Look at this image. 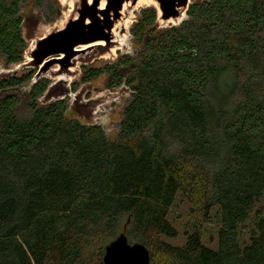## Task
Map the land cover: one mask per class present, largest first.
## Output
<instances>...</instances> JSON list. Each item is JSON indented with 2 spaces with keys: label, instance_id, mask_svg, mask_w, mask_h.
I'll return each instance as SVG.
<instances>
[{
  "label": "trees",
  "instance_id": "1",
  "mask_svg": "<svg viewBox=\"0 0 264 264\" xmlns=\"http://www.w3.org/2000/svg\"><path fill=\"white\" fill-rule=\"evenodd\" d=\"M27 3L49 22L59 11L0 0L5 67L24 60ZM186 16L160 27L142 8L134 54L81 66V83L131 90L114 139L70 117L68 97L41 102L50 82L33 69L0 74V264H102L121 233L149 264H264V0H197ZM178 196L207 218L215 207L216 248L198 231L165 240Z\"/></svg>",
  "mask_w": 264,
  "mask_h": 264
},
{
  "label": "rangeland",
  "instance_id": "2",
  "mask_svg": "<svg viewBox=\"0 0 264 264\" xmlns=\"http://www.w3.org/2000/svg\"><path fill=\"white\" fill-rule=\"evenodd\" d=\"M54 1H57L58 6L55 7L59 8L60 12L58 11V14L56 13L55 15L56 18L54 17L55 19L53 18L50 22L46 21L41 11L38 8L36 9L31 3L24 5L22 16L24 22L23 34L27 42L26 52L29 51L36 39L44 36L53 29L61 28L69 16L76 15L74 10V3L76 0ZM190 1L193 2L197 0ZM136 5L133 7L124 5L122 21H120L113 30L117 43L110 51L98 50L95 46L89 45L76 46L75 49L79 50L78 54L75 56L77 65L70 67L68 75L62 74L56 77L50 75V72H54L59 68L58 64L51 66L45 75V78L50 82V89L43 99L60 97L62 94L66 95L69 92L66 95L69 98L68 115L86 123L101 125L110 139H114L117 135L118 123L122 118L121 112L124 105L123 103L128 98V94H126L124 90L119 89L116 93V98H108L107 94H112L114 92L111 89L106 88V75H102L97 79L94 78V80L89 83H81V66L84 64H90L95 67H101L107 63H113L122 54L132 55L136 52L137 47L129 33V29L132 23L138 18L139 11L147 6L152 7L153 3L152 0H143L138 6ZM42 11L45 13L43 9ZM158 23L160 24V27L165 26L161 20ZM112 49H115V51L112 52ZM26 52L24 53V60H26ZM16 69L17 65L5 67L3 63L0 64L2 74ZM26 69H33L36 71L34 68ZM16 71L19 72L20 69H17ZM75 83L77 89L76 91H73L71 89L72 85ZM26 89V87H21L18 90H10L3 94H20L21 92L26 91ZM19 97L21 101L20 111L24 113L28 102L27 97ZM95 104L97 105L96 109ZM168 219L171 225H173L178 231L176 237H166L165 240L170 244L181 246L186 240V234H192L193 232L198 231L203 244L210 247V249L216 248L218 222L216 220L215 207L207 218L200 213H196V211H191L190 205L186 200L183 197L178 196L175 204L171 207Z\"/></svg>",
  "mask_w": 264,
  "mask_h": 264
},
{
  "label": "water",
  "instance_id": "3",
  "mask_svg": "<svg viewBox=\"0 0 264 264\" xmlns=\"http://www.w3.org/2000/svg\"><path fill=\"white\" fill-rule=\"evenodd\" d=\"M138 1L76 0L74 3L76 15L69 16L61 28L53 29L36 39L29 51L25 50L26 60L15 64L17 69L20 71L25 67L36 69L32 82L45 78L48 70L55 64H58L59 68L50 72L51 76L68 75L70 67L77 65L75 56L79 50L75 49L76 46H95L96 49L103 51H110L112 47L116 46L113 30L122 21L124 5L133 7ZM152 3L157 10L158 22L161 20L165 24L164 27H169L178 25L186 19L191 1L152 0ZM158 25L160 26L159 23ZM16 70L5 74H2L0 70V74L10 76L17 72ZM49 89L50 85L40 98L41 102L64 98L69 93L62 94L60 97L43 99ZM119 89L124 90L129 97L131 90L124 85L111 89L114 93H108L107 97L116 98ZM96 106L95 104V109ZM149 261L150 257L146 247L141 243L130 244L127 237L121 233L106 245L102 264H149Z\"/></svg>",
  "mask_w": 264,
  "mask_h": 264
},
{
  "label": "bare ground",
  "instance_id": "4",
  "mask_svg": "<svg viewBox=\"0 0 264 264\" xmlns=\"http://www.w3.org/2000/svg\"><path fill=\"white\" fill-rule=\"evenodd\" d=\"M142 1H143V0H139L136 6H138V5L140 4V2H142ZM115 49H116V48H115ZM115 49H112V52H114Z\"/></svg>",
  "mask_w": 264,
  "mask_h": 264
}]
</instances>
